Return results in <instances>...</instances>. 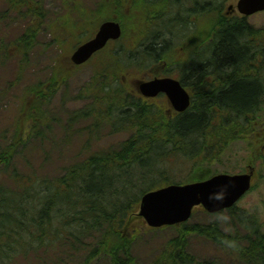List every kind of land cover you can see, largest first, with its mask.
<instances>
[{"label": "trees", "instance_id": "obj_1", "mask_svg": "<svg viewBox=\"0 0 264 264\" xmlns=\"http://www.w3.org/2000/svg\"><path fill=\"white\" fill-rule=\"evenodd\" d=\"M229 1L98 0L91 9L65 6L47 24L60 53L45 81L23 89L12 135L0 148V167L8 168L31 138L44 137L42 105L75 70L67 47L91 37L105 20L119 22L121 37L92 57L89 80L78 95L84 105L67 124L90 120L89 132L106 125L111 134L129 136L118 148L88 154L54 179L12 171L11 187L0 186V264H33L32 258L34 264H50L46 254L53 248H64L56 251L67 257L60 264H140L132 250L141 231L166 229L175 235L149 264H264V224L254 211L233 206L206 213L208 224L187 221L160 229L146 227L137 215L144 192L170 183L173 164H189L181 183L203 180L231 141L250 136V163L258 160L264 170V31L229 13ZM4 2L30 16L20 36L0 42V57L17 56L21 72L45 25L42 5ZM191 67L198 70L192 85ZM147 71L176 75L188 91L194 87L190 107L172 113L165 99L141 97L131 78ZM224 217L228 224L220 222ZM193 237L213 243L222 257L195 256Z\"/></svg>", "mask_w": 264, "mask_h": 264}, {"label": "rangeland", "instance_id": "obj_2", "mask_svg": "<svg viewBox=\"0 0 264 264\" xmlns=\"http://www.w3.org/2000/svg\"><path fill=\"white\" fill-rule=\"evenodd\" d=\"M40 1L42 13L44 16L38 39L29 52L27 60L22 65V71L18 70L16 57L11 54L9 58L0 57V148L10 139L15 117L18 111V101L23 89L41 81H45L50 74L52 64L59 49L51 43L50 29L47 24L52 23L57 16L63 14L65 6H74L82 4L84 7L92 8L98 0H34ZM237 0L227 2L228 5H234ZM228 10V9H227ZM229 13H232L229 10ZM249 23L258 29L264 31V12H258L246 17ZM30 22L24 11L14 12L8 9L4 0H0V42L4 44L13 41L21 35L23 29ZM47 25V26H46ZM87 40V39H86ZM85 40V41H86ZM64 44V43H63ZM79 44L72 46L69 44L65 55L69 60L72 51ZM96 58L91 59L88 64L76 68L69 73V79L65 87L59 88L50 102L44 103L41 110L43 111L44 126L43 138L33 137L24 147H22L14 156L11 165L8 168L0 167V186L1 188L11 187L13 180L11 172L16 170L19 175L29 173L37 178L54 179L67 169V167L81 162L88 154L104 151L107 149H116L119 144L128 138V134L110 133L108 126L101 125L97 132H89L86 126L90 125V120H79L72 126H68L67 118L80 109L84 104L78 98L80 90L83 89L89 80L93 62ZM149 71V68H148ZM147 71L145 74L136 75L131 80H149L153 77ZM146 72V71H145ZM168 76H174L162 73ZM19 76V81L16 77ZM176 77V76H174ZM131 80L129 84H131ZM134 82V81H133ZM160 100V98L158 99ZM251 138L231 141L229 149L221 156L222 161H215L210 164L211 175L216 174H239L244 173L248 167H252L255 172L253 187L236 203L235 210L247 209L257 214V218L264 224V170L260 161L253 164L250 159L253 158L249 148ZM261 153L264 154V145L261 146ZM188 163L173 164L174 176L169 184H184L180 180L185 177ZM209 176V177H210ZM263 176L262 178H260ZM156 189V188H153ZM138 212V211H137ZM191 223L208 224L211 218L201 207H197L193 212ZM224 219V220H223ZM220 218V222L228 224L226 217ZM264 229V226H263ZM175 235L172 229L144 231L142 230L139 238L134 244L132 253L138 258L140 264H149L153 255L158 248L168 238ZM64 251V248H53L46 254V260L53 264L58 258L67 259L63 254L56 251ZM190 251L198 258L217 257L222 255L218 248L213 244L193 237L190 239ZM34 264V258L31 259ZM18 264L21 261L18 260Z\"/></svg>", "mask_w": 264, "mask_h": 264}, {"label": "water", "instance_id": "obj_3", "mask_svg": "<svg viewBox=\"0 0 264 264\" xmlns=\"http://www.w3.org/2000/svg\"><path fill=\"white\" fill-rule=\"evenodd\" d=\"M233 6L229 7V10ZM235 9L239 14L250 16L264 11V0H238ZM121 26L114 20L103 21L95 35L79 45L70 55L75 66L87 62L108 41L118 40ZM138 92L146 98L165 94L176 112H184L190 104V96L181 83L172 77H155L136 83ZM253 168L244 173L216 174L207 179L185 184H168L146 191L139 200L138 216L149 228L179 225L190 219L193 209L201 207L215 214L232 207L252 185Z\"/></svg>", "mask_w": 264, "mask_h": 264}, {"label": "flooded vegetation", "instance_id": "obj_4", "mask_svg": "<svg viewBox=\"0 0 264 264\" xmlns=\"http://www.w3.org/2000/svg\"><path fill=\"white\" fill-rule=\"evenodd\" d=\"M197 72L198 70L195 71V69H193V67H191V72H189V75H188V83L192 85V80L194 79L195 81V78H196V75H197ZM203 75V79H205V81L207 82L208 81V76H207V72L205 70V72L202 74ZM152 77H155L156 75H151ZM135 85V84H134ZM186 88V87H185ZM194 88V87H193ZM191 88V91H188L189 95H190V99L192 98V95L194 93V89ZM187 89V88H186ZM159 97L163 98L166 100V97L165 95H159Z\"/></svg>", "mask_w": 264, "mask_h": 264}]
</instances>
